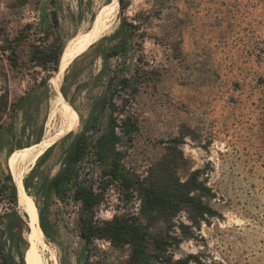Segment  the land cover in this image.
Segmentation results:
<instances>
[{
  "label": "rangeland",
  "instance_id": "rangeland-1",
  "mask_svg": "<svg viewBox=\"0 0 264 264\" xmlns=\"http://www.w3.org/2000/svg\"><path fill=\"white\" fill-rule=\"evenodd\" d=\"M111 1L0 0V121L8 123L0 144V186L37 150L36 137L48 117L50 91L46 102L35 100L47 73L31 60V51L83 42L109 5L112 9ZM126 1V10H114L107 28L66 67L69 79L59 92L65 102L51 124L52 141L32 166L29 197L23 184L33 218L40 226L42 216L48 227L41 244L18 197L12 204L0 193L4 257L9 264H52L54 251L58 264H128L130 246L100 239L85 243L70 196L59 202L48 192L75 140L84 132L94 143L106 130L107 112L97 104L103 86L93 80L103 61L77 62L93 46L116 44L120 38L104 39L127 17L142 23L135 46L107 65L113 73L131 74L137 50L146 82L127 107L138 131L130 146L119 147L125 153L122 165L143 187L171 182L176 193L201 201L213 217L193 222L182 202L149 214L138 190L126 196L119 183L106 184V162L91 155L80 174L105 185L95 218L118 216L169 235L174 258L195 257L189 264H264V0ZM20 97L28 99L24 111L10 119L9 108Z\"/></svg>",
  "mask_w": 264,
  "mask_h": 264
},
{
  "label": "trees",
  "instance_id": "trees-1",
  "mask_svg": "<svg viewBox=\"0 0 264 264\" xmlns=\"http://www.w3.org/2000/svg\"><path fill=\"white\" fill-rule=\"evenodd\" d=\"M128 3L126 0H119V7L122 12L126 10ZM53 24L57 25L58 20L55 12L52 13ZM118 29L104 39V42L114 41L120 38L116 44L106 49L100 46H93L77 62L82 64L88 60L92 64L96 59L101 58L103 66L100 72L93 79L102 83L103 93L98 100V106L101 111L107 112L106 130L95 141H92L83 132L71 146L62 169L50 181L48 192L59 202H64L67 196H70L75 205L76 228L80 238L85 243H90L94 239L109 241L113 246H130V256L128 264H189L195 259L193 256L186 258H174L170 251L169 235L152 233L149 227L139 225L135 221L122 217L114 216L111 220H98L95 218V208L100 203L105 185L102 182H94L92 179H81V165L91 155L98 162H106L102 169V174L107 178V183H119L127 192L138 190L144 196V204L147 212L165 213L174 210L176 203H183L188 206V212L191 214V220L196 222L203 220L204 216L213 217V212L201 201L193 197H185L174 188L169 182L165 185L152 184L149 187H143L138 181L136 175L130 174L122 165L125 153L119 147L130 146L138 131V125L133 115L127 113V107L131 104L133 98L138 94L143 83L146 82V72L140 65V55L134 51L133 58L136 60L135 68L131 74L124 72L113 73L107 65L108 60L126 52L133 44V38L136 36L142 23L133 19L131 22L127 17H122ZM62 44H54L46 48H34L31 51V60L47 73V77L37 86V95L35 100L47 101L49 88L46 86L59 70L60 58L65 52ZM139 46V44H138ZM15 52V48L11 50ZM9 60L16 64L15 60L9 57ZM69 74L65 76L62 87L66 85ZM65 97V94L62 93ZM60 95V102L65 99ZM2 96L0 97V101ZM28 99L20 97L18 101L9 108V118L12 119L20 110L24 111V106ZM2 105V104H1ZM3 110L5 111V103ZM26 112V110H25ZM1 116L4 114L1 112ZM8 123L0 121V144L7 136ZM43 134V125H40L36 142H39ZM57 141V140H56ZM56 141L52 146H55ZM35 171L25 180V192L29 197L31 194V183ZM195 190L197 188L193 186ZM192 189V190H194ZM173 191L175 193H173ZM0 193L5 194L12 204L17 200V188L13 173H8L6 182L0 186ZM13 216L20 221L18 215L13 211ZM40 219L41 232H47L48 227L43 223V217ZM21 222V221H20ZM42 232V233H43ZM0 264H9L4 257V250L0 245Z\"/></svg>",
  "mask_w": 264,
  "mask_h": 264
},
{
  "label": "bare ground",
  "instance_id": "bare-ground-1",
  "mask_svg": "<svg viewBox=\"0 0 264 264\" xmlns=\"http://www.w3.org/2000/svg\"><path fill=\"white\" fill-rule=\"evenodd\" d=\"M113 2H114L115 9H114V6H112V9H110V5H109L107 14L104 15V17L97 20L94 26L93 33L89 37L84 39L83 42L74 40L66 47L65 52L60 58V69H61L60 74L54 77L51 81V85H53L54 88H53V91L50 93V96L48 99V117L45 123L44 132H43L41 141L39 143V146L37 150L31 155L27 163L21 166L14 174V181H15V185L17 188L18 206L21 208V210L26 211L29 219L33 223L35 227V231H36L35 233H37L39 244H41V239H42L43 234L40 230L41 228L39 226L38 218H33L35 215L30 211V208L25 202L23 182L25 181L24 179H26L29 176L32 170V166L35 163V160L44 153L43 151L47 147V144L52 141L53 135H51V124L54 121L57 112H59V107L61 103L59 92H60V88L62 86L63 78H64L63 70L69 65V63L71 62L73 58H75L76 56H78L80 53L84 51L85 47L83 45H85L86 43L90 41L95 40L104 31V29H106L107 26L110 24L111 18L114 15V10L117 12L119 8V0H112L111 4ZM50 255L52 257V264H58L54 251H52V254Z\"/></svg>",
  "mask_w": 264,
  "mask_h": 264
},
{
  "label": "water",
  "instance_id": "water-1",
  "mask_svg": "<svg viewBox=\"0 0 264 264\" xmlns=\"http://www.w3.org/2000/svg\"><path fill=\"white\" fill-rule=\"evenodd\" d=\"M60 64H59V70H58V72L54 75V77H56V76H58L59 74H60ZM66 71V68L63 70V72H65ZM53 77V78H54ZM52 78V79H53ZM52 79H51V81H52ZM51 81L49 82V85H48V88H49V91H50V93L53 91V88H52V85H51Z\"/></svg>",
  "mask_w": 264,
  "mask_h": 264
}]
</instances>
